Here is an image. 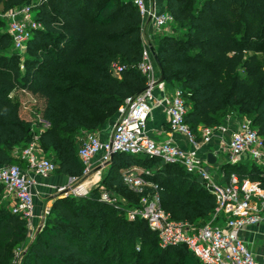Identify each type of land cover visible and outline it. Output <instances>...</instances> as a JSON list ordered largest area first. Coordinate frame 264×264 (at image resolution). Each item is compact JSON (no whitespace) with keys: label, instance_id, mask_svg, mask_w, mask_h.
I'll return each mask as SVG.
<instances>
[{"label":"trees","instance_id":"1","mask_svg":"<svg viewBox=\"0 0 264 264\" xmlns=\"http://www.w3.org/2000/svg\"><path fill=\"white\" fill-rule=\"evenodd\" d=\"M30 1L0 0V9ZM32 11L41 27L24 58L0 18V165L26 168L16 149L37 137L56 173L81 177L78 134L101 131L128 96L146 87L137 68L143 19L132 0H35ZM165 12L173 23L158 34L155 53L167 85L184 92L189 128L221 125L233 107L264 142V0H165ZM116 64L124 66L119 74ZM133 167L149 182L141 192L123 179ZM223 170L264 189V165L225 163ZM102 186L55 197L17 263L29 238L27 220L11 211L0 185V264H202L184 244L163 247L147 221L128 215L142 197L158 193L176 221L211 218L216 199L199 176L160 157L117 152ZM103 193L114 200L116 193L124 205Z\"/></svg>","mask_w":264,"mask_h":264},{"label":"built area","instance_id":"2","mask_svg":"<svg viewBox=\"0 0 264 264\" xmlns=\"http://www.w3.org/2000/svg\"><path fill=\"white\" fill-rule=\"evenodd\" d=\"M132 1L143 20H152L154 34L170 31L173 23L171 15L157 11L155 3L150 9L147 0ZM33 3L31 1L18 8L0 11V18L8 22V32L18 52H26L32 31L41 27L32 11ZM123 68L116 64L113 71L119 74ZM137 68L146 76V87L140 93L128 96L119 106L118 119L109 138L103 139L97 133H90L86 137L77 151L84 166L83 174L81 177H73L72 181L91 176L97 157L99 163L105 165L117 152L156 156L167 163H179L189 173L199 176L215 197L217 205L212 220L199 228L176 221L163 209L158 193L142 197L137 206L129 209V218L147 221L158 232L163 247L186 245L202 264H264V260H260L250 247V238L259 234L257 227L264 223V189L259 181L242 178L235 172L227 177L224 170L221 175L227 180L219 183L208 161V154L213 153L214 156H225L226 163L232 165L243 161L264 165L263 139L251 127L250 120L241 119L233 124H228L226 120L218 126H202L198 133H194L185 121L188 107L183 90H168L167 83L161 79L153 50L146 44L143 59ZM156 106L164 108L172 133L185 139V144L175 139L160 141L151 136L149 119ZM215 142V150L209 151L207 146ZM20 157L28 166L0 165V185L3 188V199L10 203L13 213L21 214L27 220L28 237H32L36 208L32 191L35 183L33 174L49 176L55 172L56 164L44 154L37 137L20 152ZM123 179L135 192H141L149 184L138 167L124 171ZM65 189L60 188L59 191ZM89 192L82 183L73 188L74 195ZM102 198L114 200L107 193H103ZM44 220L45 217L40 229ZM24 250L16 253L17 263L21 261Z\"/></svg>","mask_w":264,"mask_h":264},{"label":"crops","instance_id":"3","mask_svg":"<svg viewBox=\"0 0 264 264\" xmlns=\"http://www.w3.org/2000/svg\"><path fill=\"white\" fill-rule=\"evenodd\" d=\"M153 5L156 4V10L157 11H165V0H152ZM147 5L151 9L153 6H151V0H147ZM142 38L146 45L150 46L152 50L155 51L156 44L158 42V35L153 33L152 30V20L150 18H146L143 20L142 23ZM168 90L172 91L171 87L168 85ZM229 117V120H228ZM118 119V115L113 116L111 119H109L104 126V128L97 132L99 136L103 139L109 138L112 134L114 124ZM226 120L228 121V124H233L235 121L237 122L240 120L239 118H233L230 116H227ZM225 120V122H226ZM44 126L47 127L48 123L43 122ZM39 128L37 129L40 131ZM149 131L153 138L160 140V141H166L169 139H175L177 141H181L183 144L185 139H183L181 136L172 133L170 129V125L168 122V116L166 114V111L163 107H154L149 119ZM210 149L209 151H213L216 148V142L213 143L210 147L207 146V149ZM23 149H16V154L20 156V152ZM216 162L211 165L210 169L213 173L215 179L219 183H225L226 178L221 175V172L223 170V165L226 163V157L225 156H215ZM224 159V160H223ZM94 172L91 176L84 180H77L76 182L72 181L73 177H70L65 174H58L56 172H53L49 176H41L33 174L34 177V185L32 187V191L35 195V215L33 218V231H32V237H29V243H31L34 238L36 237L37 233L40 230V227L43 223L44 217H46L47 212L49 211V208L52 205L53 199L57 196H63L68 194H73V188L76 184L82 183L85 188L89 191L94 189L98 186V177L99 175L108 168V164L101 165L98 161V157L95 159L94 163ZM60 188H66L64 191H59Z\"/></svg>","mask_w":264,"mask_h":264},{"label":"rangeland","instance_id":"4","mask_svg":"<svg viewBox=\"0 0 264 264\" xmlns=\"http://www.w3.org/2000/svg\"><path fill=\"white\" fill-rule=\"evenodd\" d=\"M33 2L35 0H32ZM31 2V1H30ZM0 11L2 12V10L0 9ZM5 27L8 29V22L5 21ZM20 55L24 58L26 56V52H19ZM227 114L228 116L230 117H233V118H236V119H241V120H250L249 117L247 116H244V115H241L239 114L233 107L229 108L227 110ZM91 132L89 131H85V130H82L79 134H78V140H79V145H81L83 143V141L86 139V137L90 134ZM51 161H53L52 157L51 156H47ZM224 160V159H223ZM108 168H106L98 177V186H102V180L104 178V175L106 174ZM82 180H84V178H82ZM91 191V190H89ZM113 196L115 197V200H113L112 202L114 203H117V204H121V205H124L123 201L121 200V198L116 194V193H113ZM212 220V217L209 218V219H205V220H202L200 223H197V224H194L192 225L193 228H199L207 223H209L210 221ZM257 231L259 232V234H255V236H253L252 238H250V241H254L256 246L259 248V253L258 254H255L254 251L253 253L260 259V260H264V236L262 233H264V223L257 227ZM250 242V244H251ZM29 240L25 243L24 245V249H26V247L29 245ZM251 247V246H250ZM252 249V248H251Z\"/></svg>","mask_w":264,"mask_h":264},{"label":"water","instance_id":"5","mask_svg":"<svg viewBox=\"0 0 264 264\" xmlns=\"http://www.w3.org/2000/svg\"><path fill=\"white\" fill-rule=\"evenodd\" d=\"M151 6H153V1L152 0H151ZM153 53H154V59H155L156 65H157V67H158V69H159V71L161 73V79L164 80V75H163V72H162V69H161L160 62H159L158 57H157V55H156L154 50H153ZM208 161L211 164H214L216 162V158L213 155V153H209L208 154Z\"/></svg>","mask_w":264,"mask_h":264},{"label":"flooded vegetation","instance_id":"6","mask_svg":"<svg viewBox=\"0 0 264 264\" xmlns=\"http://www.w3.org/2000/svg\"><path fill=\"white\" fill-rule=\"evenodd\" d=\"M252 250L254 251L255 254H258L259 253V248L256 246L255 242L252 241L251 244H250Z\"/></svg>","mask_w":264,"mask_h":264}]
</instances>
